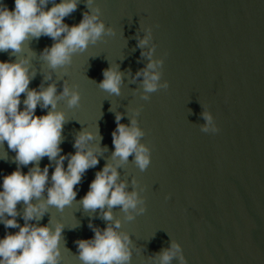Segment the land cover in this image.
Wrapping results in <instances>:
<instances>
[{"label": "water", "instance_id": "95a60500", "mask_svg": "<svg viewBox=\"0 0 264 264\" xmlns=\"http://www.w3.org/2000/svg\"><path fill=\"white\" fill-rule=\"evenodd\" d=\"M3 3L14 9V0ZM95 3L116 35L74 55L66 73L60 69L53 75V81L57 78L78 85L81 93L77 108H68L65 101L58 104L68 120L63 128L61 155L76 151L74 139L83 129L98 131L90 144L107 148L99 164L88 169L76 186V201L63 211L50 206L38 222L46 225L52 219L64 224L61 264H81L75 241L94 236L88 227L90 221L101 229L106 227L99 210L85 212L78 201L88 191L95 173L110 161L114 112L124 113L121 123L129 124L128 108L141 105L137 119L146 132L142 142L151 148V163L141 172L129 157L130 163L118 170L121 179L130 184L134 177L145 189L142 195L147 211L131 222L124 221L121 228L131 234L140 249V253L133 252L131 264H151L147 258L167 247L170 238L181 244L187 264H264V0ZM85 11V0H80L77 10L64 22L78 24ZM140 25L153 27L155 56L167 53L162 79L169 81L170 87L152 93L149 101L134 93L140 83L133 82L135 73L147 62L137 47L138 32L144 34ZM52 43L51 38L41 36L29 45L26 42L24 52L17 54L28 55L36 69L29 88L38 90L43 73L49 71L40 53ZM15 59L9 52H0V61ZM109 63L119 64L125 73L119 97L97 86ZM63 80L57 82L58 93ZM48 83L51 81L45 82V87ZM24 98L21 94V110ZM204 104L220 128L215 135L199 129L198 125L204 123L200 116ZM46 112L39 105L35 110L37 116ZM14 157L6 142L0 146V185L5 175L16 170ZM39 163L41 169L50 165V178L55 162L44 157ZM67 163L65 160V168ZM32 166L21 170L26 174ZM23 209L21 202L17 210L22 213ZM113 211L123 220L119 208ZM17 221L24 224L21 216ZM17 231L0 223V239L6 232Z\"/></svg>", "mask_w": 264, "mask_h": 264}, {"label": "clouds", "instance_id": "9594fccd", "mask_svg": "<svg viewBox=\"0 0 264 264\" xmlns=\"http://www.w3.org/2000/svg\"><path fill=\"white\" fill-rule=\"evenodd\" d=\"M79 3L80 0H60L59 3L56 0H14V9L9 10L0 0V52H9L10 56L16 57L14 61H0V146L7 143L8 149L15 153L17 164L16 170L5 175L0 185V223L6 229H18L15 233L6 232L0 239V264H61L64 224L52 219L46 225L38 222L48 213L50 206L63 211L76 201V186L88 169L99 164L100 156L107 151L106 147L90 144L99 135L98 131L93 133L83 129L74 139L76 151L61 155L62 133L68 120L58 104L65 101L68 108H77L81 93L78 85L57 78L53 81V75L60 69L66 73L74 55L116 35V30L105 24L101 7L95 0H85L87 11L83 12L78 24H66L65 18L77 10ZM49 4L52 5L50 8L47 7ZM140 29L144 34L141 36L138 32L137 47L147 62L135 73L133 82L139 80L140 83L134 93H138L141 100L149 101L152 93L167 91L170 87L169 81L162 79L167 53L156 57L153 27L140 25ZM41 36L51 38L53 43L40 53L49 71L42 72L43 81L37 90L29 88L36 75L31 58L17 54L24 52L26 42L29 45L32 39ZM102 76L98 84L93 82L102 91L119 97L125 80L120 65L109 63V67L102 70ZM60 80H63V86L58 93L57 82ZM47 81L51 83L45 87ZM21 94L25 95L23 110L20 108ZM38 105L47 110L45 115L35 114ZM142 107L128 108L129 124L121 123L124 113L114 112L116 127L111 132L114 151L110 161L95 173L88 191L78 201L85 212L99 210L100 218L106 222V227L101 229L90 221L88 227L94 236L75 241L81 264H131L133 252L140 253L130 238L131 234L121 228L124 221L131 222L147 211L146 198L142 195L145 189L134 177L130 184L127 179H121L118 170L130 163L129 157L141 172L146 171L151 163V148L142 142L146 132L137 119ZM201 108L204 123L198 125L200 131L217 134L220 128L213 114L206 104ZM44 157L55 162L50 178V165L40 167L39 162ZM65 160L68 161L67 168ZM29 164L33 166L23 173L22 167ZM169 198L170 194L165 197ZM21 202L24 205L22 213L17 210ZM116 208L123 214V220L114 214ZM17 216L24 220L22 226ZM147 259L151 264H173L174 260L177 264H187L181 244L172 238L167 247Z\"/></svg>", "mask_w": 264, "mask_h": 264}]
</instances>
